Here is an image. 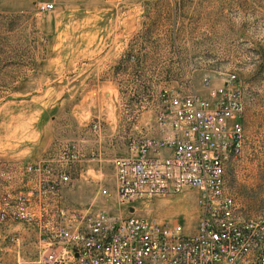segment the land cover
I'll return each instance as SVG.
<instances>
[{"label": "rangeland", "instance_id": "374dc122", "mask_svg": "<svg viewBox=\"0 0 264 264\" xmlns=\"http://www.w3.org/2000/svg\"><path fill=\"white\" fill-rule=\"evenodd\" d=\"M43 2L53 8L40 11ZM230 74L244 140L226 188L240 219L264 220V0H0V163H38L65 146L80 154L77 144L97 159L66 167L64 215L0 223V264H33L36 224L84 207L195 233L196 190L121 204L112 160L156 135L171 93L207 96L205 81L219 86ZM15 180H1L12 202Z\"/></svg>", "mask_w": 264, "mask_h": 264}, {"label": "built area", "instance_id": "2783aa9c", "mask_svg": "<svg viewBox=\"0 0 264 264\" xmlns=\"http://www.w3.org/2000/svg\"><path fill=\"white\" fill-rule=\"evenodd\" d=\"M38 8L49 11L53 4ZM203 86L207 96L171 93L156 135L143 140L135 154L112 160L121 204L196 190L197 231L186 234L179 222L134 215L118 219L84 207L69 212L68 221L36 224L39 249L33 264H264V220L240 219L226 188V173L243 148L240 86L234 74L222 85L210 87L205 81ZM79 157L65 146L38 163L1 162L0 223L32 225L39 216L64 215L57 200L70 182L66 167ZM6 178L20 183L13 202L2 186ZM99 192L109 196L106 188Z\"/></svg>", "mask_w": 264, "mask_h": 264}, {"label": "crops", "instance_id": "0c3cea01", "mask_svg": "<svg viewBox=\"0 0 264 264\" xmlns=\"http://www.w3.org/2000/svg\"><path fill=\"white\" fill-rule=\"evenodd\" d=\"M78 148H79V151H80V159H79V162L80 161H85L86 163L88 162H96L97 159L95 158V154L92 152V153H88L85 151V147H84V150H83V146L82 145H79L77 144ZM96 159V160H95ZM4 192H11V191H8L6 189H4Z\"/></svg>", "mask_w": 264, "mask_h": 264}]
</instances>
